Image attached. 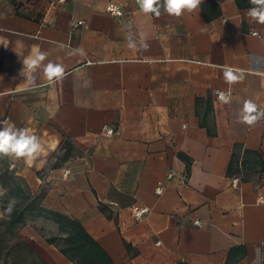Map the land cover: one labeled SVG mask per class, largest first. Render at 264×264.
Instances as JSON below:
<instances>
[{
  "label": "crops",
  "instance_id": "0c3cea01",
  "mask_svg": "<svg viewBox=\"0 0 264 264\" xmlns=\"http://www.w3.org/2000/svg\"><path fill=\"white\" fill-rule=\"evenodd\" d=\"M250 7L203 0L156 17L137 0H0V125L43 145L36 161L5 156L29 199L79 222L113 264H264V119H240L245 100L264 110V25ZM76 48L86 56L69 54ZM37 49L66 66L65 79L41 68L28 84L23 61ZM225 66L243 69V81L226 82ZM64 141L72 154L55 165ZM0 189V254L73 264L35 227L58 235L51 220L25 212L9 230L3 207L21 199ZM134 205L149 209L143 220Z\"/></svg>",
  "mask_w": 264,
  "mask_h": 264
},
{
  "label": "clouds",
  "instance_id": "9594fccd",
  "mask_svg": "<svg viewBox=\"0 0 264 264\" xmlns=\"http://www.w3.org/2000/svg\"><path fill=\"white\" fill-rule=\"evenodd\" d=\"M252 7L247 11V15L257 23L264 25V0H250ZM139 8L146 14H152L159 17L162 10L167 14L175 17H180L185 12L196 11L203 0H137ZM255 35V33H254ZM137 45L128 43L129 48H135ZM141 46L147 48V44L141 40ZM63 47V46H61ZM69 54L86 56L83 48L72 49ZM48 53L46 51L36 50L34 55L28 56L23 65L28 72V84L30 86L36 85L35 73L39 69H43V73L48 81L55 83L62 81L66 76V66L63 63H55L48 61ZM244 70L225 66L223 68V76L226 82L234 84L241 82L244 79ZM217 96L220 101L228 103L230 97L224 91H218ZM241 122L254 126L258 121L264 119V110L259 109L258 105L252 100H245L240 114ZM43 145L40 137L30 132L27 128H17L14 123L5 121L0 125V156H11L17 159L25 158L30 161H36L41 152ZM44 160H40L43 165ZM6 190L0 189V192ZM16 201L10 200L7 211L11 213Z\"/></svg>",
  "mask_w": 264,
  "mask_h": 264
},
{
  "label": "trees",
  "instance_id": "16d2710c",
  "mask_svg": "<svg viewBox=\"0 0 264 264\" xmlns=\"http://www.w3.org/2000/svg\"><path fill=\"white\" fill-rule=\"evenodd\" d=\"M72 149L70 142L64 141L61 146L63 153L61 156L56 155L55 165L68 160L72 154ZM231 170H233V164L230 167ZM0 184L3 187H9L11 196H19L21 199H14L16 203L6 223L10 231L16 230L20 225L25 224L27 217L25 212H30V214L35 212L36 216L51 220L57 226L58 235L46 237V242L58 248L60 253L70 262L73 264H113L109 255L85 231L79 222L40 207L37 201L42 195L38 199L30 200V195H27L21 186V179L9 171L5 156H0ZM26 201L29 202L24 207ZM7 205L3 207L4 210H7Z\"/></svg>",
  "mask_w": 264,
  "mask_h": 264
},
{
  "label": "rangeland",
  "instance_id": "374dc122",
  "mask_svg": "<svg viewBox=\"0 0 264 264\" xmlns=\"http://www.w3.org/2000/svg\"><path fill=\"white\" fill-rule=\"evenodd\" d=\"M35 227L37 229H40L39 232L41 233V235L44 234L45 236H54L56 234L47 227V224L45 222H40L39 224H36ZM0 236H2L1 233ZM12 245L13 244L9 243L7 247H11ZM5 252L6 250L0 254V258L3 262H5V264H40L41 263L34 254H32L30 251L26 249H22V248L16 250L11 249L10 252H6V253Z\"/></svg>",
  "mask_w": 264,
  "mask_h": 264
},
{
  "label": "built area",
  "instance_id": "2783aa9c",
  "mask_svg": "<svg viewBox=\"0 0 264 264\" xmlns=\"http://www.w3.org/2000/svg\"><path fill=\"white\" fill-rule=\"evenodd\" d=\"M60 1H66V0H60ZM218 1H221V0H218ZM107 10L113 16H121L122 15L120 9L115 5H110L107 8ZM84 24H85L84 21H79L77 23L78 26H82ZM252 35H254V33H252ZM256 35H257V33L255 32L254 36H256ZM217 92L218 91L215 92V95H216L217 99H219L217 96ZM113 134H114V131L112 129H109L106 131V136H112ZM235 181L237 182L238 180L235 179L234 182ZM161 193H162V187H160L156 190V194L160 195ZM260 200L262 203L264 202V199H260ZM130 210H131V215H132L133 219L136 221L143 220L149 213V209L147 207H139L136 205L132 206ZM195 225L199 226V222H195Z\"/></svg>",
  "mask_w": 264,
  "mask_h": 264
}]
</instances>
